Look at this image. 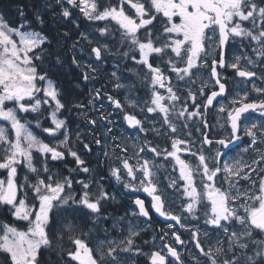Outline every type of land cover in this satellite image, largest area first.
<instances>
[{
	"label": "snow or ice",
	"instance_id": "1",
	"mask_svg": "<svg viewBox=\"0 0 264 264\" xmlns=\"http://www.w3.org/2000/svg\"><path fill=\"white\" fill-rule=\"evenodd\" d=\"M17 11L19 22L0 15V206L13 218L0 221V264H41L45 253L57 257L49 264H136L140 256L149 264H264V0H45L31 18ZM49 11L59 20L51 37ZM108 60L113 87L127 92L123 102L93 88L87 104L73 105L50 74L75 66L78 80L95 82ZM122 67L149 89L147 100L122 82L129 79ZM229 69L243 87L223 103ZM105 99L132 131L164 137L168 146L146 136L131 147L118 142ZM72 108L84 113L91 140L77 131L73 142L65 116ZM212 109L226 135H213ZM93 145L108 179L135 196L124 216L103 215L116 195L104 186L101 164L85 158ZM159 157L178 172L166 185ZM170 190L181 193L180 214L171 210ZM201 206L209 209L203 229ZM153 212L167 230L144 253L137 221L150 222ZM102 220H112L103 239Z\"/></svg>",
	"mask_w": 264,
	"mask_h": 264
},
{
	"label": "flooded vegetation",
	"instance_id": "2",
	"mask_svg": "<svg viewBox=\"0 0 264 264\" xmlns=\"http://www.w3.org/2000/svg\"><path fill=\"white\" fill-rule=\"evenodd\" d=\"M82 27H88V25L82 23ZM156 27L160 28V24L157 23ZM71 44H72V41L69 40V43H68L69 47L71 46ZM85 59H87V57H85ZM114 64H115L114 60H108L106 63L101 64L99 66V74H98L97 79H96L95 82H102L103 91H105L109 95L116 96L117 98H119L123 102L124 99L121 96H118L115 93H113L112 90L109 87V80L108 79H109L110 73L114 70V68H113ZM122 64H123V62H122ZM127 68H132V65L130 63H128ZM80 71H82V69H80ZM121 71H123L124 74L129 77L128 80L122 81V82L126 83V84H134L135 85L134 91L137 92L138 95L142 96L143 101L147 100L149 98V89L147 87H145V85L143 83H141L140 79L137 76L134 75V71L133 72H128L124 67L121 68ZM224 75L226 77H228V81H229L228 82V88H229V91L231 93V95H228L227 98L224 101H222L223 103H227L228 101H230L232 99L233 95H235L236 92L240 91V88L243 87V86L242 85L238 86V81L233 79L234 74H233L231 69H229L227 72H225ZM95 82H92V83L94 84ZM82 83H83L82 84L83 87H86L87 85L90 84V82H87V81H83ZM257 83L259 84V81H257ZM249 86L251 87V85H248L247 87L250 88ZM193 90H195V88ZM83 95H85V93ZM90 95L91 94H89L85 98H78V99L71 98V97H68V98L72 101L73 105L76 104V103L87 104ZM250 99H257L256 94L255 93H250ZM198 102H201V101L198 100ZM103 104H104V108H105L106 111H108V109H110V111H108V112L113 111V107L111 106L109 101H107L105 99L103 101ZM97 105H99V104H97ZM218 106L219 105H217V107ZM73 109H75V108H72L70 113H65V116H67L68 119H69L68 127L71 130V132H72V138H74L76 132L79 131V132H81V134L83 132L82 135L87 136L88 140H91V138H92V133L90 132L91 129H89V127H87L88 126L87 123H85L86 120H85L84 113L79 112L76 109L74 111ZM89 110H91V108ZM89 110H88V112H89ZM111 113H113L111 118L115 122V126L117 128L118 133H119L118 136L121 133L120 140L122 139L124 143H127L129 145V147H131V145H132V144H130V140H133V141L135 140L136 142H139V140L144 139L145 136H146V138L148 140L151 141L153 146L159 145V147L161 149L168 146L169 141H166L164 137H156L152 133H148L147 135L144 134V133L137 134L135 131H132L126 123L122 122V118H121L119 112H114L113 111ZM206 115H207L208 123L211 126V131H212L213 135L223 136V135L227 134L224 131V129L219 127V124L223 123V120H219V122H218V117H217L215 109L210 110ZM79 121H81V123ZM44 126H48V125L45 124ZM146 126L150 127L151 125H146ZM155 126H156V128L160 127V125L158 123ZM196 126L197 127L199 126L198 123L196 124ZM198 136H199V133H196L193 130V138L195 139ZM137 137L139 139H137ZM123 142H122V144H124ZM243 147H244V145L241 144L240 148L242 149ZM74 150H75V148H74ZM99 152H101V149L98 146L93 145V151L91 153L92 157L89 156V157H87V158L85 157V158L91 161L90 166H92V167H95L97 165V162H95V160H91L92 158L93 159H99L101 161L100 164H101V169H102V175L104 176V181H103L104 182V186L110 193H114L116 195L115 201H111L105 206L103 215L109 216V217L124 216L126 213H130L131 212L132 209L129 207V205L131 204L132 200L135 199V196L129 197L128 195H124V192L126 190L122 189L119 185H117V183H116V181L114 179H112V180L108 179L107 168L104 166V158H103L102 153L99 154ZM129 155H131V151L129 152ZM245 158L247 159V157H245ZM68 159H69V161L71 160V158H68ZM161 163L164 166L161 165ZM156 164L157 165L159 164L158 166H160V172L158 174L159 178L162 177L161 169H163V168H164V176L167 178V180L172 175H178V172L173 173L172 165H171L170 162H167V161L166 162H159L158 159H157ZM62 165L63 164H56L54 166V168L58 169V170H63L65 168V165H63V167H62ZM67 167H74V165H72L71 163H68ZM64 174L66 175L67 172L65 171ZM253 178H255V176ZM179 194H180V192H179ZM139 195H140L141 198H145L147 194L139 193ZM173 197H174L173 193H171V191H170L169 202L171 204V210L173 212H175L176 214H180L181 204L180 203L174 204L173 201H172ZM115 202H117V203H115ZM119 202H120V204H119ZM124 203H125V205H124ZM146 203H147V200H146ZM119 205H120V207H119ZM200 210L203 212V216L199 220V225H200L201 229H203V225H204V211H208L209 209L208 208H204L203 206H201ZM109 211H111V212H109ZM106 213H107V215H106ZM119 213H121V214H119ZM187 219L189 221H191V226L194 227L196 222L193 221V220H190L188 217H187ZM137 223L140 225L141 234H140V237L137 239L136 243L141 242V241L147 242V240L151 241V242L153 241L154 243L150 247H148L145 244L142 247V250H143L144 253H150L151 251L156 250V248L159 247V245L161 244V241H160V239L158 237L164 231L167 230V222L165 221V219L157 217L156 213L153 212L151 214V221L150 222H148L146 218H141L139 221H137ZM111 224H112V220H109L107 222H105L103 220L100 221V223H99V229H100L99 236H100L101 239L104 238L103 229H105V228L111 229ZM179 231L183 233L182 239H184L185 242H186L187 250L195 251L194 243L190 239V234L188 232H185L183 229H180ZM114 236H117V233L110 231L109 232V238H113ZM154 238H155V240H154ZM65 239H66V237H65ZM166 242L170 243L171 242V237H169ZM154 245H155V247H154ZM181 251L185 252V255H187V252L185 251V249H181ZM189 259H190V257H189ZM139 262L141 264H143V263L144 264H149V260H148L147 256L141 257Z\"/></svg>",
	"mask_w": 264,
	"mask_h": 264
},
{
	"label": "trees",
	"instance_id": "3",
	"mask_svg": "<svg viewBox=\"0 0 264 264\" xmlns=\"http://www.w3.org/2000/svg\"><path fill=\"white\" fill-rule=\"evenodd\" d=\"M45 0H0V15H4L7 19L15 22H19V12L17 9H22L25 15L31 18L37 9H41L44 5ZM48 27L45 29L46 34L51 36H55L58 32L57 24L59 23L58 18H54L53 14L49 11L46 15ZM45 68L49 67L47 62L44 65ZM68 74L65 75L64 73ZM80 73V69H76L73 66L72 70L64 69L60 72H56L55 70L50 73L54 79H57L59 86L64 89L67 93L68 97L71 98H85L89 95L90 89L94 88L93 83L90 82L86 87L82 86V80H78L77 77ZM79 84V87L76 85ZM91 85V86H90ZM83 89V90H82ZM78 95H76V94ZM85 93V95H83ZM91 94V93H90ZM83 96V97H82ZM33 119V117L31 118ZM76 138V137H75ZM95 160V162H101L99 159H91ZM63 167V165H62ZM0 221L7 222L9 224L13 223V218L11 215L0 206ZM19 227H23V225H18ZM0 260H3V256H0ZM57 257L53 254L51 257L47 253H45L41 264H49V261H56Z\"/></svg>",
	"mask_w": 264,
	"mask_h": 264
},
{
	"label": "rangeland",
	"instance_id": "4",
	"mask_svg": "<svg viewBox=\"0 0 264 264\" xmlns=\"http://www.w3.org/2000/svg\"><path fill=\"white\" fill-rule=\"evenodd\" d=\"M100 26H103L102 24L100 25ZM109 80V87H110V89L112 90V92L113 93H115L116 95H118V96H121L123 99H125V95H127V92H126V90L125 89H120V90H116L114 87H113V84H112V82L110 81V79H108ZM131 85H134V84H131ZM96 86V87H95ZM102 86H103V84H102V82H95L94 84H93V87L94 88H96V89H101L102 88ZM250 87V86H249ZM251 88V87H250ZM134 89H135V85H134V87L132 88V95L134 96V97H139V99H140V101L142 102L143 101V98H142V96H140V95H138V93L137 92H135L134 91ZM90 90H92V89H90ZM90 93H91V91H90ZM89 93V94H90ZM97 107V109L99 108V105H96ZM108 111H110V109H108ZM114 111V110H113ZM113 111H111V112H113ZM87 115H88V117L89 118H96L95 117V115H94V110L93 109H91V110H89V112L87 113ZM32 118V116H28L27 117V119H29V120H32L31 119ZM157 128H159V127H157ZM113 131L116 133V135H117V137L119 138L118 139V142H120L121 144H122V142H123V140L121 141L120 140V136H121V133H120V135L118 136V131H117V128H116V126H114V128H113ZM89 136V135H88ZM130 138V137H129ZM73 139V142L75 143V136H74V138H72ZM133 140H130V144H133ZM124 143V142H123ZM99 154H101V152H99ZM70 158V157H69ZM157 159H158V161L159 162H166L164 159H163V157H159V158H156V162H157ZM159 165V164H158ZM161 165H163L162 163H161ZM164 166V165H163ZM161 172H162V177H160L159 179H160V181H161V183H162V185H166L167 183H168V180H167V178L164 176V168L163 169H161ZM23 178V170H21V179ZM171 191V190H170ZM173 199H172V201H173V203L174 204H178V203H180L181 204V193L179 194V192H175L174 194H173ZM204 211V210H203ZM205 212V211H204ZM197 215L200 217V219L202 218V216H203V212L201 211V210H199L198 212H197ZM188 218L190 219V220H192V217L191 216H188ZM154 242L152 241H148L147 240V243H145V241H141V242H138L137 243V245L138 246H140L141 248L146 244L148 247H150L152 244H153ZM141 257H143V256H140V257H136L135 258V260H136V264H141L139 261H140V258Z\"/></svg>",
	"mask_w": 264,
	"mask_h": 264
},
{
	"label": "bare ground",
	"instance_id": "5",
	"mask_svg": "<svg viewBox=\"0 0 264 264\" xmlns=\"http://www.w3.org/2000/svg\"><path fill=\"white\" fill-rule=\"evenodd\" d=\"M68 43H69V41H68ZM82 82H83V81H82ZM82 84H83V83H82ZM90 86H91V85H90ZM95 87H96V86H95ZM91 89H92V88H91ZM82 90H83V89H82ZM75 94H76V93H75ZM76 95H77V94H76ZM77 96H78V95H77ZM82 97H83V96H82ZM77 99H78V98H77ZM79 101H80V100H79ZM69 107L71 108V106H69ZM73 110L75 111V109H73ZM75 115H76V114H75ZM75 115H74V116H75ZM79 122L81 123V121H79ZM85 123H86V122H85ZM82 124H83V123H82ZM86 126H87V125H86ZM86 126H85V127H86ZM87 127H88V126H87ZM89 129H90V128H89ZM86 131H87V130H86ZM87 132H88V131H87ZM90 132H91V131H90ZM80 133H81V132H80ZM84 133H85V132H84ZM82 134H83V132H82ZM82 134H81V135H82ZM82 136L84 137V135H82ZM83 137H82V138H83ZM89 138H90V137H89ZM95 150H96V149H95ZM96 151H97V150H96ZM93 153H94V152H93ZM101 156H102V155H101ZM91 157H92V156H91ZM91 157H90V158H91ZM86 158H87V157H86ZM96 158H97V157H96ZM92 159H93V158H92ZM115 203H117V202H115ZM119 204H120V202H119ZM124 205H125V203H124ZM127 205H128V204H127ZM119 207H120V205H119ZM123 207H124V206H123ZM125 207H126V206H125ZM122 209H123V208H122ZM116 211H117V210H116ZM109 212H111V211H109ZM113 212H114V211H113ZM113 212H112V213H113ZM125 212H126V211H125ZM119 214H121V213H119ZM106 215H107V213H106ZM117 215H118V214H117ZM143 264H144V263H143Z\"/></svg>",
	"mask_w": 264,
	"mask_h": 264
},
{
	"label": "water",
	"instance_id": "6",
	"mask_svg": "<svg viewBox=\"0 0 264 264\" xmlns=\"http://www.w3.org/2000/svg\"><path fill=\"white\" fill-rule=\"evenodd\" d=\"M156 215H157V217H159V218L165 219L164 217H161V216H159L158 214H156Z\"/></svg>",
	"mask_w": 264,
	"mask_h": 264
}]
</instances>
